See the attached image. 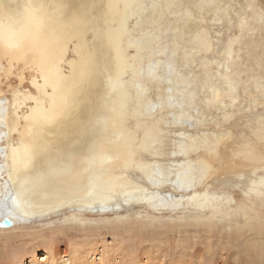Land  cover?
Here are the masks:
<instances>
[{"label":"bare ground","instance_id":"1","mask_svg":"<svg viewBox=\"0 0 264 264\" xmlns=\"http://www.w3.org/2000/svg\"><path fill=\"white\" fill-rule=\"evenodd\" d=\"M59 213L2 264H183L164 218L264 264V0H0V232Z\"/></svg>","mask_w":264,"mask_h":264},{"label":"rangeland","instance_id":"2","mask_svg":"<svg viewBox=\"0 0 264 264\" xmlns=\"http://www.w3.org/2000/svg\"><path fill=\"white\" fill-rule=\"evenodd\" d=\"M15 78L16 77H12L13 81H16ZM126 212H127L126 208H123L120 211L121 214L126 213ZM183 213H188V212H183ZM96 214L97 213H88V216L89 217L90 216L91 217H99L100 216V215L98 216ZM115 214L116 213L111 212L108 215H110V217H113V216H115ZM167 214L168 213H166V215ZM181 214H182V212H181ZM57 215H54L51 218L43 217L40 219L36 218L35 220H31L26 224V227H23V229H21V226H22L21 225V226H19L18 231L10 233L12 235V237L10 234H9L10 236H8V235L0 232V264H2L3 262H7L9 260L8 258H10L9 256H11V254L13 253L14 250H16V248L21 249L23 246L25 248H26V246L27 247L32 246V244H30V243H33V242L32 241H30V242L26 241V238L22 239L20 237V234L24 235L27 233H33L34 231L36 232V230L38 229L37 231H44L48 235H50L51 234L50 233L51 232L50 226L48 225L49 228L43 227L44 226L43 224L50 222V221L57 220L61 216V214L59 213ZM156 224H157V227L154 224V229H155V231H157V235L160 237L161 241H160V243L154 242V243H149V244L156 245V247L159 249V251H161V252L166 251L167 254H169L171 257H175L176 255L180 256L182 258V260L184 259L183 261L185 263L187 262V259L189 262L191 261L192 264H210V263H213V264H240V263L243 264L244 263L245 264V262H246V264H257V262H258L256 260L258 258V255L256 253H253L255 251H252V253L254 254V256H257V257H254L253 259H250V258L248 259L246 256H244L245 258L243 260H241L240 263H238L237 260H235L234 257L231 256V253L228 251V250H231L230 249V243H231L232 239H235L236 236H239L238 232L236 233V236L231 237V238L228 236V233L230 231H226V230L220 231L221 233L215 231L210 235V233L204 229L203 230L201 229V231H200V229L198 230L197 227H192V226L191 227L190 226L184 227V225H183L184 222L182 224H180L179 222L176 223L172 219L169 220V218L168 219L164 218L160 222V225H159L160 227H158L159 222ZM116 225L117 224L110 225L111 227L110 226H104L103 224H100V225L99 224L98 225L97 224H95V225L94 224H91V225L85 224V225H80V227L77 224H75L73 226L72 225H66V227H64V231H65L64 233L65 234L64 233L60 234L61 236L58 237L56 240V247L60 252H64V250H66L67 246L69 245L68 243L73 242V240L77 241L79 239V241H80L82 239L83 241H86V240L95 241V240L103 239V240L110 242L117 236H118V238H121V239H123V237H124V240L127 243H130L132 245H135V244L138 245L139 244V246H140V242H139L140 241L139 238H141L140 236H145L147 238L152 234L151 231L146 230V232H144L145 231L144 229H143L144 230L143 231L138 227L136 229H134V232H132L127 228L128 226L126 224H123V225L120 224L121 227L119 225H117V226ZM70 226H72V227H70ZM87 226H89L88 231H87V228H88ZM55 227H59L58 220H57V224L55 223ZM102 227H104V228H102ZM120 228L122 229V231ZM21 230H23V231H21ZM66 231H67V233H66ZM224 233L226 235H224ZM145 237H143V238H145ZM150 237L155 238L152 235ZM143 238H141V239H143ZM136 239H137V241H136ZM38 253H39L38 257H40L42 259L44 252L42 250H39ZM7 254H9V255H7ZM5 256H6L7 260L5 259ZM3 259H5L6 261ZM252 260H253V262H252ZM25 261H29V260L26 259ZM185 263H183V264H185Z\"/></svg>","mask_w":264,"mask_h":264},{"label":"water","instance_id":"3","mask_svg":"<svg viewBox=\"0 0 264 264\" xmlns=\"http://www.w3.org/2000/svg\"><path fill=\"white\" fill-rule=\"evenodd\" d=\"M2 225L3 226H9V225H11V221L6 219L5 221L2 222Z\"/></svg>","mask_w":264,"mask_h":264}]
</instances>
